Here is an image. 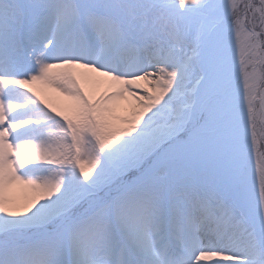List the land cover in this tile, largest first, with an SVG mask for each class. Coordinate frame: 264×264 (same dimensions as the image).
Here are the masks:
<instances>
[{"label": "snow or ice", "instance_id": "snow-or-ice-1", "mask_svg": "<svg viewBox=\"0 0 264 264\" xmlns=\"http://www.w3.org/2000/svg\"><path fill=\"white\" fill-rule=\"evenodd\" d=\"M0 264H264V0H0Z\"/></svg>", "mask_w": 264, "mask_h": 264}, {"label": "bare ground", "instance_id": "bare-ground-1", "mask_svg": "<svg viewBox=\"0 0 264 264\" xmlns=\"http://www.w3.org/2000/svg\"><path fill=\"white\" fill-rule=\"evenodd\" d=\"M35 87L40 91L41 95L45 99L53 104H57L58 102H66V98L61 97L59 93L55 92L52 89H48L42 85H36Z\"/></svg>", "mask_w": 264, "mask_h": 264}]
</instances>
